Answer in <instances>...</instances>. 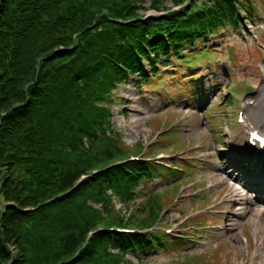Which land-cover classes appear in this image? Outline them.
Returning <instances> with one entry per match:
<instances>
[{
	"label": "trees",
	"instance_id": "trees-1",
	"mask_svg": "<svg viewBox=\"0 0 264 264\" xmlns=\"http://www.w3.org/2000/svg\"><path fill=\"white\" fill-rule=\"evenodd\" d=\"M197 1L142 21L144 0H0V264H133L128 254L163 242L104 232L83 247L96 228H145L161 209L147 189L161 168L104 171L129 155L112 123L117 85L138 73L140 90L207 31L237 29L240 10L253 15L249 0Z\"/></svg>",
	"mask_w": 264,
	"mask_h": 264
},
{
	"label": "rangeland",
	"instance_id": "rangeland-1",
	"mask_svg": "<svg viewBox=\"0 0 264 264\" xmlns=\"http://www.w3.org/2000/svg\"><path fill=\"white\" fill-rule=\"evenodd\" d=\"M168 2L167 7L170 0ZM253 3L257 14L264 12L263 0ZM145 13L152 12L147 10ZM245 24L249 31V37H246L249 47L241 30L228 29L208 42L206 47H210V52L219 48L217 53L210 54L211 60L217 59L213 66L205 63L202 68L199 64L194 65L188 72L183 67L176 73L170 70L176 75L165 76L161 82L145 86L141 94L132 84L118 88L119 97L126 103L113 108V122L123 135L124 147L133 152L135 145L145 146L157 135L159 138L153 139L154 144L168 148L160 149L155 157L173 155L172 162L190 167L189 173L183 176L192 177L194 181L180 190L181 200L163 218L164 223L173 225L178 232L176 229L182 219L203 214V219L210 225L208 234L197 239L206 242L204 248H200L199 243L192 248V236L188 235L186 242L190 246L178 245L150 253L144 264H182L185 261L195 264L196 259L209 264H264V227L257 230L256 220L260 218H256L255 213L262 207L260 201L264 198L237 183L228 160L230 155H227L230 148L241 150L244 139H241L243 132L235 119L238 106L228 91L231 89L235 94L245 95L246 101H253L264 87V53L256 44L258 40L264 44V20L255 19L253 28ZM227 62L232 65L229 70H225ZM196 73L201 78L200 83L193 80ZM241 83L244 89L240 87ZM228 99L231 103H224ZM254 105L248 113L258 125L252 115L257 103ZM170 122L173 133L162 136L166 132L163 128H169ZM237 137L241 140L236 141ZM172 185L160 174L148 183L151 192H169V196H162L163 207L173 199L170 196ZM249 199L252 205L247 202ZM193 249L196 250L191 251ZM186 251L190 252L186 254ZM128 257L136 263L135 256Z\"/></svg>",
	"mask_w": 264,
	"mask_h": 264
},
{
	"label": "bare ground",
	"instance_id": "bare-ground-1",
	"mask_svg": "<svg viewBox=\"0 0 264 264\" xmlns=\"http://www.w3.org/2000/svg\"><path fill=\"white\" fill-rule=\"evenodd\" d=\"M255 100L257 102V106H256V110L252 111V115L255 116L256 122L258 123L256 128L261 129V131H263L264 133V87L259 91V93H257ZM247 120L250 123L249 117H247ZM237 158L251 159V156L245 154L243 151H236L233 155V159H237ZM259 167L260 168L262 167L260 163H259ZM247 202L251 205L253 204L252 200L250 199ZM255 213L257 215L256 218H260L256 220V228L257 230H259L260 228L264 227V221L261 220V218H264V202L262 203V207L255 210Z\"/></svg>",
	"mask_w": 264,
	"mask_h": 264
}]
</instances>
